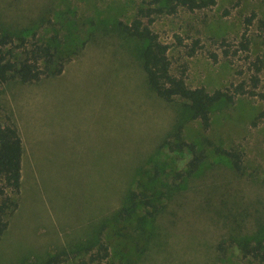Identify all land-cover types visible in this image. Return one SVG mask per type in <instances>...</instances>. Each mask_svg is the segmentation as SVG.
<instances>
[{
	"label": "rangeland",
	"instance_id": "1",
	"mask_svg": "<svg viewBox=\"0 0 264 264\" xmlns=\"http://www.w3.org/2000/svg\"><path fill=\"white\" fill-rule=\"evenodd\" d=\"M149 2L0 0V22L66 51L57 76L0 83V120L18 126L25 150L0 264H43L55 254L58 264H264L231 235L251 237L264 222V98L236 95L215 106L209 129L186 121V139L205 140L209 157L191 178L177 177L191 154L161 143L181 102L149 87L137 57L145 42L119 27ZM151 26L169 45L173 73L191 87L229 90L249 82L257 62L264 93V0L179 6L155 13ZM246 30L249 49L234 54ZM216 146L240 152L243 171Z\"/></svg>",
	"mask_w": 264,
	"mask_h": 264
},
{
	"label": "trees",
	"instance_id": "2",
	"mask_svg": "<svg viewBox=\"0 0 264 264\" xmlns=\"http://www.w3.org/2000/svg\"><path fill=\"white\" fill-rule=\"evenodd\" d=\"M160 1L150 0L149 5L139 8L129 24L120 22L119 27L126 36L145 42V45L138 50L137 57L146 74L149 87L165 101L178 100L179 103L181 102L179 105L181 115L177 119L179 122L167 133L162 140L161 147L189 151L191 157L187 163V169L177 173V177L184 180L186 177L194 176L209 157L205 140L199 144L186 139L184 135L185 122L199 120L204 129H209L211 114L215 106L231 102L236 95H259L264 98V93L256 90L260 81L258 73L261 68L257 62H254V73L250 76L249 82L242 80L233 84L229 90L216 89L210 92L202 86L191 87L184 75L173 73L169 45L159 38L151 24L154 21L155 13L163 11L172 13L179 6L194 11L212 6L216 0H169L172 2L169 4V8L150 6ZM254 17L255 14H251L246 18L247 25L253 22ZM24 32L26 31L12 29L0 22V83L12 79H18L24 83L35 82L44 76H57L64 69L66 63L64 52L66 51L41 42L37 38L36 32H32L31 35H26ZM246 33L247 30L243 33L245 40L240 42V46L234 51V54L239 50L244 52L249 49L250 40ZM198 46L199 40L195 39L188 54L194 55ZM225 54H229V50H225ZM211 57L217 60L218 54L212 52ZM261 115H264V111ZM23 152V139L18 126L10 119L6 122L0 120V239L8 227L7 215L18 206V202L12 194H18L21 191ZM214 152L225 157L236 172L243 171V158L240 152L220 146L214 147ZM132 195L136 197L135 192H132ZM260 224L257 232L251 237L237 232L236 234L231 233V235H233V242L242 249L244 255H252L264 260V222H260ZM226 244L227 241L224 240L220 243L219 248L224 249ZM101 247L107 252L106 245L101 244ZM59 259V254L51 255L43 264H58ZM82 264L88 263L82 262Z\"/></svg>",
	"mask_w": 264,
	"mask_h": 264
},
{
	"label": "crops",
	"instance_id": "3",
	"mask_svg": "<svg viewBox=\"0 0 264 264\" xmlns=\"http://www.w3.org/2000/svg\"><path fill=\"white\" fill-rule=\"evenodd\" d=\"M22 136V135H21ZM22 139H23V137H22ZM23 145H24V140H23ZM24 155H25V150H24V152H23V162H24Z\"/></svg>",
	"mask_w": 264,
	"mask_h": 264
}]
</instances>
